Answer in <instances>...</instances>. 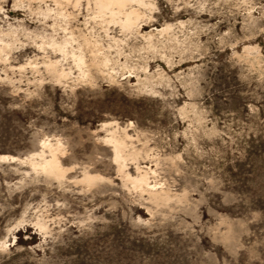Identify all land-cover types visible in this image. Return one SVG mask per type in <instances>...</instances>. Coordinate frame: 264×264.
Returning <instances> with one entry per match:
<instances>
[{"label":"rangeland","instance_id":"374dc122","mask_svg":"<svg viewBox=\"0 0 264 264\" xmlns=\"http://www.w3.org/2000/svg\"><path fill=\"white\" fill-rule=\"evenodd\" d=\"M105 1L0 0V264H264V0Z\"/></svg>","mask_w":264,"mask_h":264},{"label":"bare ground","instance_id":"6f19581e","mask_svg":"<svg viewBox=\"0 0 264 264\" xmlns=\"http://www.w3.org/2000/svg\"><path fill=\"white\" fill-rule=\"evenodd\" d=\"M112 4L113 3V0H106L105 2H101V4L103 5V7H107L109 4ZM126 25H130L131 23V20H130V17L129 16H126V19H125V22H124ZM52 163V161H51ZM46 165V164H45ZM50 166V165H49ZM56 169V168H54ZM143 182V179L141 178V180ZM147 188H152V186H150L149 184H146Z\"/></svg>","mask_w":264,"mask_h":264}]
</instances>
